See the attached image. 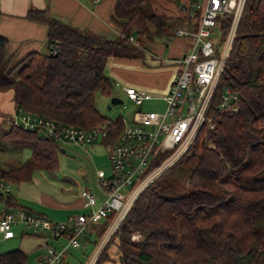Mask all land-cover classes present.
I'll use <instances>...</instances> for the list:
<instances>
[{
    "label": "trees",
    "instance_id": "trees-1",
    "mask_svg": "<svg viewBox=\"0 0 264 264\" xmlns=\"http://www.w3.org/2000/svg\"><path fill=\"white\" fill-rule=\"evenodd\" d=\"M200 14L196 9L184 17L196 27ZM26 16L47 24V50L11 63L5 55L7 39L0 35V91L12 89L14 109L59 124L90 128L107 122L114 131L102 141L115 143L121 116H105L93 100L95 91L113 95L115 81L105 72L106 61L143 57L138 36H169L168 17L153 10L151 0H114L111 18L121 34L107 38L58 20L47 8L30 7ZM219 20L225 36L229 16ZM226 87L238 93V109L231 113L216 108ZM207 113L213 115V127L204 123L171 165L188 169V192L165 193L155 177L138 193L113 234L120 264H264V0H245ZM8 124L1 137L28 146L30 154L18 164L0 163V183L17 184L36 170L58 168L59 141ZM162 158L156 155L148 170ZM0 200L19 206L9 190L0 189ZM112 217L92 224L95 249ZM133 231L138 239L131 238ZM107 246L92 264L109 260ZM27 258L19 248L0 252V264H24Z\"/></svg>",
    "mask_w": 264,
    "mask_h": 264
},
{
    "label": "built area",
    "instance_id": "built-area-1",
    "mask_svg": "<svg viewBox=\"0 0 264 264\" xmlns=\"http://www.w3.org/2000/svg\"><path fill=\"white\" fill-rule=\"evenodd\" d=\"M245 0H206L200 7L197 1L182 3L181 10L192 14L200 9V19L193 29H178L179 34L190 35V49L177 59L180 67L168 89L159 97L149 91L125 85V95L135 105L131 121L121 117L122 128L116 142L106 145L111 173L97 172V185L104 197L100 202L89 188H82L80 196L86 211L70 215L64 221H54L47 216L24 208L6 209L0 214V233L11 237L13 225L21 223L34 233L48 228L55 237H64L60 247L47 246L38 255L36 264H61L69 247L81 245L78 237L85 235L92 224L112 214L105 235L111 234L132 206L138 193L164 169L171 166L185 152L205 123L213 127V115L207 113L218 78L227 57L236 24ZM229 16L230 24L225 36H221L220 18ZM129 39L133 41L130 36ZM159 98L161 109H143L146 100ZM238 93L226 87L220 94L216 108L234 112L238 109ZM11 124L24 129H36L46 137L59 142L90 144L98 137H107L110 130L104 122L90 128L59 124L51 118L23 108H16L8 117ZM156 155L162 160L148 170ZM148 170V171H147ZM10 182L0 183L1 189L9 190ZM99 248V246H98ZM96 248L95 253H97ZM95 253L87 264H92Z\"/></svg>",
    "mask_w": 264,
    "mask_h": 264
},
{
    "label": "crops",
    "instance_id": "crops-1",
    "mask_svg": "<svg viewBox=\"0 0 264 264\" xmlns=\"http://www.w3.org/2000/svg\"><path fill=\"white\" fill-rule=\"evenodd\" d=\"M178 1L151 0L153 10L168 17L171 23L169 36L147 39L139 35V46L143 49V57H109L107 59L105 72L115 81L113 95H118L116 93L118 90L124 92L125 85L145 89L156 97L161 96L168 89L180 67L177 59L192 45V37L179 34L177 30L195 28L193 20L184 17L185 14L178 9L182 1L191 0ZM30 7L47 8L52 17L107 38H117L121 34L120 28L111 18L114 0H0V35L7 39L5 55L11 57V63L19 61L31 51L44 53L47 50V24L28 18L26 13ZM131 37L132 42L136 44L133 35ZM12 94V89L0 91L2 116L8 117V113L14 109ZM152 100L160 101L159 98ZM2 116H0L1 120ZM62 143L76 148L79 145L85 149L88 147V145L70 142ZM59 146H61L59 151H62L61 143ZM59 159L60 157L58 167ZM57 171L58 168L53 172L43 171L45 175L33 173L29 180H23L17 184L11 183L16 185L15 194H12L19 206L7 207L0 200V214L3 210L21 207L27 211L41 213L54 221H64L70 215L86 211L82 205L80 191L70 192L73 184L80 187L81 179L76 177L71 182L65 175L60 179L58 174L61 173L55 174ZM98 171L103 172L102 169H98L96 175ZM85 187L91 191L94 189L93 186ZM9 191H11L10 186ZM16 226L18 227L14 228ZM13 232L11 237L1 235L0 252L19 248L28 255L24 264H36L38 255L44 253L47 246L52 245L58 248L66 242L62 236H53L48 228L34 233L30 228L23 227L21 223H15Z\"/></svg>",
    "mask_w": 264,
    "mask_h": 264
},
{
    "label": "rangeland",
    "instance_id": "rangeland-1",
    "mask_svg": "<svg viewBox=\"0 0 264 264\" xmlns=\"http://www.w3.org/2000/svg\"><path fill=\"white\" fill-rule=\"evenodd\" d=\"M200 7L204 5L206 0H196ZM182 3H186L182 1ZM179 11L181 12V7L178 6ZM183 13V12H182ZM119 97L122 98L121 103L111 104L110 96L102 95L99 91H95L93 95V100L99 111L107 117H115L120 115L123 118H126L129 121L132 117L135 105L130 99L124 94V92L118 90L116 92ZM146 100L142 103L143 109H161V102L157 100ZM110 105V107H108ZM14 111V109H13ZM12 111V112H13ZM8 113V117L11 113ZM1 116V115H0ZM8 118L7 115L3 116V119H0V163L2 165L6 164H18L23 159H25L30 154V149L26 145H13L6 139L1 137V134L7 130ZM63 150L58 152V158L60 157V164L58 171L55 174H58L59 178L62 177L69 178V181L73 182V179L76 177L81 179L80 187H77V184H73L70 192L74 193L80 191L85 186H93L92 192L96 195L97 201L100 202L104 197V193L100 191L97 185V175L96 171L98 169L103 170L104 175L111 173V164L107 154V147L105 146L102 138L99 136L98 139L92 142V144H86L88 147L83 148V146H71L69 144H63L60 142ZM61 147V146H60ZM61 149V148H60ZM37 175L44 173L43 171H36ZM34 173V174H35ZM189 171L184 168L182 165L170 166L166 171L159 174L156 178L159 188L165 193H171V195H178L188 192L189 185L187 184ZM45 175V173L43 174ZM70 182V183H71ZM15 184H10V190L15 194ZM1 189V187H0ZM18 226L14 227L17 228ZM86 230L85 235H80L78 237L81 245L78 247H69L68 252L65 256L64 261L61 264H87L91 260L93 254L95 253V246L93 239L95 237L94 232H89ZM106 232V231H105ZM114 231L109 235H104L98 243V250L95 255L99 253L101 248L107 243V253L109 254V260L105 264H120L118 257L119 250L117 247V237L113 236ZM0 233V238H1ZM140 236L138 231H133L131 238L133 240L138 239ZM88 237V238H87ZM95 256V257H96Z\"/></svg>",
    "mask_w": 264,
    "mask_h": 264
},
{
    "label": "water",
    "instance_id": "water-1",
    "mask_svg": "<svg viewBox=\"0 0 264 264\" xmlns=\"http://www.w3.org/2000/svg\"><path fill=\"white\" fill-rule=\"evenodd\" d=\"M122 101H123L122 98L119 97L118 95H112V96L110 97V103H111V104L121 103ZM108 107H110V105H109Z\"/></svg>",
    "mask_w": 264,
    "mask_h": 264
}]
</instances>
